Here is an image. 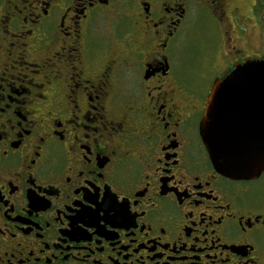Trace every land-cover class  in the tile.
Segmentation results:
<instances>
[{"label": "flooded vegetation", "instance_id": "af4514ba", "mask_svg": "<svg viewBox=\"0 0 264 264\" xmlns=\"http://www.w3.org/2000/svg\"><path fill=\"white\" fill-rule=\"evenodd\" d=\"M208 11L264 35V0H0V264H264V172L201 136L247 57L207 85L174 53Z\"/></svg>", "mask_w": 264, "mask_h": 264}, {"label": "water", "instance_id": "95a60500", "mask_svg": "<svg viewBox=\"0 0 264 264\" xmlns=\"http://www.w3.org/2000/svg\"><path fill=\"white\" fill-rule=\"evenodd\" d=\"M244 70V71H241ZM223 90L216 96V91ZM207 100L201 136L214 168L230 178L259 177L264 169V57H247L213 85ZM209 113V114H208ZM214 144L218 151L226 147L245 152L254 163L246 166H221L209 151Z\"/></svg>", "mask_w": 264, "mask_h": 264}, {"label": "rangeland", "instance_id": "374dc122", "mask_svg": "<svg viewBox=\"0 0 264 264\" xmlns=\"http://www.w3.org/2000/svg\"><path fill=\"white\" fill-rule=\"evenodd\" d=\"M246 25L248 26L242 23L232 24L231 29L235 28L231 33V36L234 35L232 37L234 41L231 39L228 41L230 38L226 33L228 26L219 24L209 11L203 12L195 21L189 23L177 41L174 53L177 55L176 59L181 62L179 66H182L195 81L209 85L220 73L216 64L221 66L223 63L225 68L227 63L223 57L225 55L226 58L233 57L232 54L236 50L234 45L240 52L239 57H263L264 35H261L259 28H253V22ZM100 31L104 35L107 34L105 27Z\"/></svg>", "mask_w": 264, "mask_h": 264}, {"label": "snow or ice", "instance_id": "6c2138e0", "mask_svg": "<svg viewBox=\"0 0 264 264\" xmlns=\"http://www.w3.org/2000/svg\"><path fill=\"white\" fill-rule=\"evenodd\" d=\"M223 86L224 85H221L220 89L216 91V96L223 90ZM209 151L213 153V158L217 160L218 167L221 166V158L225 166H230V165L246 166L254 163V161L242 150L226 147L223 151H218L217 147L214 144H212L211 146H209ZM260 166L262 169H264V157H262L260 160ZM114 199L115 198H113V200ZM115 207L120 211H124V212L127 211L126 202L124 204L115 205Z\"/></svg>", "mask_w": 264, "mask_h": 264}]
</instances>
